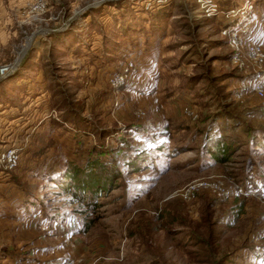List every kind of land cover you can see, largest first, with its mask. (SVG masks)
Wrapping results in <instances>:
<instances>
[{"label":"rangeland","instance_id":"1","mask_svg":"<svg viewBox=\"0 0 264 264\" xmlns=\"http://www.w3.org/2000/svg\"><path fill=\"white\" fill-rule=\"evenodd\" d=\"M31 1L0 14V264H264V0Z\"/></svg>","mask_w":264,"mask_h":264},{"label":"built area","instance_id":"2","mask_svg":"<svg viewBox=\"0 0 264 264\" xmlns=\"http://www.w3.org/2000/svg\"><path fill=\"white\" fill-rule=\"evenodd\" d=\"M47 6L46 0H32L30 3V11L33 13H41ZM227 32V42L235 50L236 59L240 58L239 51H244L246 57L250 59L253 64L261 62L263 59L262 48L260 45L254 43H247L241 38V34L245 31H226ZM241 32V33H240ZM131 64L126 65L125 69H129ZM9 68V65H0V75H3ZM121 80V77L119 78ZM118 78L115 79V82L119 81ZM254 90L259 95H263L262 84L256 82L254 84ZM18 161V155L13 148L5 149V151L0 153V162L3 164V167L6 169L13 168ZM209 186L208 183L204 181H194L184 185L178 193L179 198L182 200H191L194 196V193L198 188H204ZM212 186L217 195L221 197H229L231 195V188L224 181H216L212 183ZM230 190V191H229Z\"/></svg>","mask_w":264,"mask_h":264},{"label":"trees","instance_id":"3","mask_svg":"<svg viewBox=\"0 0 264 264\" xmlns=\"http://www.w3.org/2000/svg\"><path fill=\"white\" fill-rule=\"evenodd\" d=\"M208 140L210 137H206ZM216 139L210 138L211 140H209V152L212 153V156H214L213 154H216L217 157H219L220 155L218 154L219 152H223L224 153V149L226 148L227 145V141L226 139L222 138L221 136H216ZM207 140V142H208ZM214 140V141H213ZM215 157V156H214ZM94 160V159H93ZM96 161V159H95Z\"/></svg>","mask_w":264,"mask_h":264},{"label":"crops","instance_id":"4","mask_svg":"<svg viewBox=\"0 0 264 264\" xmlns=\"http://www.w3.org/2000/svg\"><path fill=\"white\" fill-rule=\"evenodd\" d=\"M4 12L3 8H2V0H0V14H2Z\"/></svg>","mask_w":264,"mask_h":264}]
</instances>
